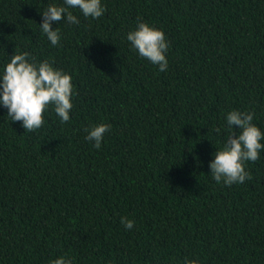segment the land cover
<instances>
[{"label": "trees", "instance_id": "obj_1", "mask_svg": "<svg viewBox=\"0 0 264 264\" xmlns=\"http://www.w3.org/2000/svg\"><path fill=\"white\" fill-rule=\"evenodd\" d=\"M101 2L99 19L54 22V46L39 24L64 0H0V78L28 53L74 90L69 121L49 107L33 132L0 105V264H264V149L243 184L210 169L240 133L229 112L264 132V0ZM139 22L165 33V72L127 41Z\"/></svg>", "mask_w": 264, "mask_h": 264}, {"label": "clouds", "instance_id": "obj_2", "mask_svg": "<svg viewBox=\"0 0 264 264\" xmlns=\"http://www.w3.org/2000/svg\"><path fill=\"white\" fill-rule=\"evenodd\" d=\"M65 6L50 4L42 11L43 22L39 24L41 31L52 45L60 41L59 27L53 30V23L65 19L70 24H79L77 16L70 9L78 8L85 18L99 19L105 12L101 0H64ZM131 47L140 57L146 58L157 65L161 72L168 68L166 52L169 42L165 33L152 27L146 22H139L134 31L126 37ZM74 95L72 77L62 70L55 69L48 61L32 63L28 53L14 54L4 69L0 78V105L8 110L7 116L11 121L22 122L27 132L40 129L44 123V112L51 107L60 122L66 123L70 119L73 108L71 97ZM254 112L233 110L227 114L229 128L235 126L240 130L239 135L228 136L225 146L214 153V160L210 162L211 176L217 183L227 186L243 184L252 178L246 171L245 163L259 159L260 151L264 149V132L253 124ZM110 125L100 124L88 131L87 140L93 147L99 149ZM217 133L220 129H216ZM121 224L126 229H132L134 221L127 217L121 218ZM51 264H72L70 259L60 257ZM185 264H198L196 260H185Z\"/></svg>", "mask_w": 264, "mask_h": 264}]
</instances>
